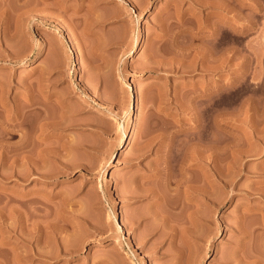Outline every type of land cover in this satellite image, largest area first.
<instances>
[{"label": "rangeland", "instance_id": "1", "mask_svg": "<svg viewBox=\"0 0 264 264\" xmlns=\"http://www.w3.org/2000/svg\"><path fill=\"white\" fill-rule=\"evenodd\" d=\"M59 1L0 0V264H264V0Z\"/></svg>", "mask_w": 264, "mask_h": 264}, {"label": "bare ground", "instance_id": "2", "mask_svg": "<svg viewBox=\"0 0 264 264\" xmlns=\"http://www.w3.org/2000/svg\"><path fill=\"white\" fill-rule=\"evenodd\" d=\"M99 1V0H98ZM80 2H81V0H80ZM57 3V2H56ZM95 3H97V0H82V2L80 3V5H78L77 6V10L80 12L81 10H85V8L87 9V10H89V11H93L94 13H95V11H96V7L94 6L95 5ZM59 5V7L57 8L56 7V9L54 10H52L51 12L54 14V16L56 15L57 16V14H58V16L60 15V17L62 16V20H63V15H65V13H66V11L69 9V5H66L65 3H63V1L61 0V1H59V3H58ZM71 6H73V4L71 5ZM76 6V5H75ZM74 6V7H75ZM44 7H45V4H44ZM53 8H55L54 6H53ZM76 8V7H75ZM46 9H47V6H46ZM98 9V8H97ZM50 10H51V7H50ZM48 11V10H47ZM82 12V11H81ZM49 13H50V11H49ZM51 13V14H52ZM89 13L90 12H88V15H89ZM98 13V12H97ZM96 13V14H97ZM42 14V13H41ZM83 14V13H82ZM93 14V13H92ZM95 14V15H96ZM53 16V19L56 17H54ZM87 16V15H86ZM68 17V16H67ZM89 17H91V16H89ZM89 17H87L88 19H89ZM94 17V16H93ZM58 18V17H57ZM92 18V17H91ZM97 18V17H96ZM52 19V18H51ZM65 19V18H64ZM82 19H84V18H82ZM81 19V20H82ZM86 19V18H85ZM98 19V18H97ZM54 20H56V19H54ZM69 20V19H68ZM73 20V19H72ZM90 20V19H89ZM92 20H93V22L96 20H94L93 18H92ZM99 20V19H98ZM74 21V20H73ZM91 21V20H90ZM89 21V22H90ZM55 22V21H54ZM62 23V22H61ZM91 23V22H90ZM78 24V23H77ZM76 24V25H77ZM57 25H58V23H57ZM73 26V25H72ZM56 27H58V29H60L61 30V28H62V25H58V26H56ZM64 27V26H63ZM63 31V30H62ZM66 31V30H65ZM63 41H64V43H65V45L68 47V49L71 51V53H72V55H73V53H74V48H73V42H72V40H71V36H69L68 35V32L67 33H63ZM145 42V41H144ZM143 42V43H144ZM137 49H138V46L137 45H134L133 46V52H136L137 51ZM73 57V56H72ZM70 62V61H69ZM120 77H121V74H120ZM81 89L82 90H85L83 87H81ZM136 106L137 105H135V103L133 102L132 104H131V113H130V115H129V119H130V121H131V125H130V127H129V130H134L135 129V117H136ZM119 124L121 125V122H119ZM128 131V129H125V131H123L124 132V134H122V136H121V138H120V144L123 146L124 144H126V132ZM26 141V140H25ZM27 144V143H26ZM31 145V144H30ZM27 146L25 145V146H23L22 145V149H20V150H22L21 152H23V155H22V157H21V159H20V161L22 162V164L23 165H31L30 163L32 162V160L29 158L30 157V155H26V153L28 152L27 151ZM33 149V148H32ZM31 150V149H30ZM27 151V152H26ZM22 154V153H21ZM29 156V157H28ZM33 156H31V158H32ZM20 158V157H19ZM33 159V158H32ZM36 160V159H35ZM111 161H112V159H111ZM21 162H20V164H21ZM32 164H33V162H32ZM27 168V167H26ZM29 168V167H28ZM105 171H106V169H105ZM103 175H104V173H103ZM210 182V181H209ZM210 184V183H209ZM101 188L104 190V187L103 186H101ZM209 193H210V191H209ZM208 192H207V194H209ZM208 197H209V195H208ZM207 199V198H206ZM115 220H116V222H117V226H118V229H119V231L120 232H122V233H124V225L122 224V222H120L119 220H118V217H117V215H115ZM35 221V220H34ZM27 226V225H26ZM34 226L35 227H32L31 228V230L33 229V231H31V233H36L37 235L39 234L38 233V227H36L37 225H35L34 224ZM48 228V227H47ZM49 229V228H48ZM42 232V231H41ZM29 233H30V231H29ZM30 233V234H31ZM26 234H28V233H26ZM35 234V235H36ZM32 236V235H31ZM124 236V235H123ZM126 236V235H125ZM124 236V238H126ZM24 237V236H23ZM26 238V237H25ZM30 237H28V239H29ZM37 238V237H36ZM23 239V238H22ZM123 238H121V236L119 237H116L115 238V241H114V244L115 245H118V244H121L122 242H123V240H122ZM26 241V240H25ZM36 241V240H35ZM28 251V249H26V248H22V249H20V253H17V254H15V259L17 260V258H19L20 259V261H22L23 262V264H27V263H25V258L23 257V255L25 256V253ZM37 251V250H36ZM39 253V252H38ZM28 254V253H27ZM26 254V255H27ZM34 254H37V253H34ZM128 254H130L131 255V253H128ZM131 256H135V255H133V253H132V255ZM19 261V262H20ZM14 262V261H13ZM0 263H2V262H0ZM146 264H153V263H151V261L148 259V260H146Z\"/></svg>", "mask_w": 264, "mask_h": 264}]
</instances>
